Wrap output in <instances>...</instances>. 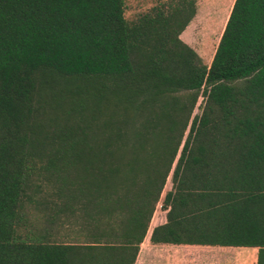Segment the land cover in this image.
Wrapping results in <instances>:
<instances>
[{"label":"trees","instance_id":"1","mask_svg":"<svg viewBox=\"0 0 264 264\" xmlns=\"http://www.w3.org/2000/svg\"><path fill=\"white\" fill-rule=\"evenodd\" d=\"M195 15L0 0V264H135L159 202L152 244L264 264V0H234L209 66L180 39Z\"/></svg>","mask_w":264,"mask_h":264},{"label":"rangeland","instance_id":"2","mask_svg":"<svg viewBox=\"0 0 264 264\" xmlns=\"http://www.w3.org/2000/svg\"><path fill=\"white\" fill-rule=\"evenodd\" d=\"M175 0H124V18L128 23L135 22L142 15L151 12L155 7H167ZM234 0H196V15L181 33L180 39L190 46L202 59L203 64L210 65V61L215 53L219 39L223 33L225 24ZM202 99L200 98L193 114H199ZM171 189L170 178L167 180L161 198ZM29 210V223L27 229L41 231L43 224L40 216L34 211L32 206L27 205ZM165 214L161 203L157 204L156 210L151 219L148 231L158 226L159 219ZM34 225V226H33ZM148 233V232H147ZM52 239L57 242H85L82 235H76L67 228L53 233Z\"/></svg>","mask_w":264,"mask_h":264},{"label":"crops","instance_id":"3","mask_svg":"<svg viewBox=\"0 0 264 264\" xmlns=\"http://www.w3.org/2000/svg\"><path fill=\"white\" fill-rule=\"evenodd\" d=\"M164 222L165 214L157 225ZM150 233L140 245L135 264H257L256 247L152 244Z\"/></svg>","mask_w":264,"mask_h":264}]
</instances>
